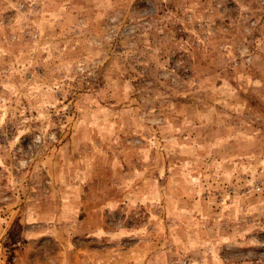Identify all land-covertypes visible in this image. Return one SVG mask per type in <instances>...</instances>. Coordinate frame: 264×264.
<instances>
[{"label":"rangeland","instance_id":"374dc122","mask_svg":"<svg viewBox=\"0 0 264 264\" xmlns=\"http://www.w3.org/2000/svg\"><path fill=\"white\" fill-rule=\"evenodd\" d=\"M264 261V0H0V264Z\"/></svg>","mask_w":264,"mask_h":264},{"label":"built area","instance_id":"2783aa9c","mask_svg":"<svg viewBox=\"0 0 264 264\" xmlns=\"http://www.w3.org/2000/svg\"><path fill=\"white\" fill-rule=\"evenodd\" d=\"M252 264H264V261L263 262H256V263H252Z\"/></svg>","mask_w":264,"mask_h":264}]
</instances>
